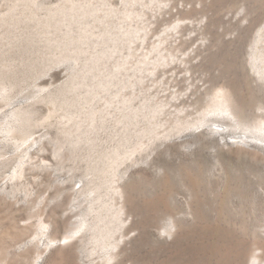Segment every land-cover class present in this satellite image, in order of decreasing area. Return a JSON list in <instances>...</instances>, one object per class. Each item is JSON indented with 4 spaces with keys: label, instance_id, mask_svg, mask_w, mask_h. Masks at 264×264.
I'll return each mask as SVG.
<instances>
[{
    "label": "rangeland",
    "instance_id": "1",
    "mask_svg": "<svg viewBox=\"0 0 264 264\" xmlns=\"http://www.w3.org/2000/svg\"><path fill=\"white\" fill-rule=\"evenodd\" d=\"M262 28L264 0H0V195L13 200L0 234L32 212L50 233L78 228L57 264H249L264 244V184L232 200L221 186H189L182 162L203 152L214 114L178 104L192 83L181 86L177 68L216 61L243 103H260L264 84L233 76L228 56L238 45L248 71L262 64ZM234 150L219 157L235 162L220 178L236 167L254 177ZM166 165L168 184L148 175Z\"/></svg>",
    "mask_w": 264,
    "mask_h": 264
},
{
    "label": "bare ground",
    "instance_id": "2",
    "mask_svg": "<svg viewBox=\"0 0 264 264\" xmlns=\"http://www.w3.org/2000/svg\"><path fill=\"white\" fill-rule=\"evenodd\" d=\"M180 1L193 3L199 0H173V2ZM263 31L264 29L262 28L258 33ZM180 42L182 41H179V43ZM228 45L229 47L231 46L230 44ZM186 47H188V44H186ZM235 51L236 54L234 56H228V60L230 64H232L233 76L248 83L257 81L264 84V61L262 64L257 65L249 60L248 63L250 66V71H248L246 68L245 58L242 55H239L240 46H235ZM218 59L219 58H217V60ZM226 60L227 59L224 61ZM209 62L208 65L194 64L193 62H190L189 69L186 70L180 66L177 68V72L180 77L179 84L184 86L186 82L188 83L190 81L192 83L191 90L185 91L184 96L178 104L186 107L187 114L189 115L192 114V109L196 111L206 109L207 111H211L214 114L211 123H204L201 125V138L203 140L201 146L203 152L200 153L198 158L195 160H191V158L187 161L184 160L182 162V168H187V182L193 189L197 188L200 184L205 185L206 187L208 185L213 188L221 186V188L224 189L223 193L225 194L226 198L231 199L232 194L237 195V197L242 194H239V189L243 187V190H245L246 187L243 185L247 186V188L250 186V188H253L257 185L264 184V121H262L264 120V97L262 100L259 99L261 101H259L260 103H255L252 101L243 103L230 83L226 80L224 81V73L222 74L220 72L218 63L216 61ZM210 101L213 103L212 109H209V107H211L209 105ZM253 125L256 126L251 129L250 127ZM1 129L3 128L1 127ZM210 135L216 136L219 139V142L215 139H208L207 136ZM210 148L215 149V154L209 151ZM224 148H228V150H230V148H235L233 154L235 158L242 163V165H235L243 166L245 172L250 173L254 177H248L245 175L242 168L235 166L237 169H239L240 173L235 175L230 174L222 180L220 177L223 167H226L227 164L234 165L233 163H235L234 161L220 160L219 157H221V155L224 153ZM191 161H193V166H195V168L193 167L194 170L191 169V165L187 164V162ZM146 169L147 168H145V170ZM145 170L143 173L147 172V170ZM174 171L175 168L171 165H166L163 170L153 166L151 167V171L148 173V175L151 177L156 175L157 177L161 176L163 172L161 181L168 184L170 179L169 175ZM208 173L210 174V178L208 177L207 184H203L206 183L205 178L208 176ZM132 174L130 176H133ZM220 179L222 181H220ZM149 182L155 183L156 179L152 178L149 180ZM240 190H242V188ZM251 192L252 190L249 193ZM116 196L119 200V203L123 204L122 192L120 189L116 190ZM252 197H254V195ZM197 202H199L198 194L196 197L193 196V200L191 202L192 205L190 206L191 212L192 210L193 212H196L198 209L197 206V209L196 207H193L195 204H197ZM12 204V199H8L7 197L0 195V212L8 209L10 206H12ZM165 206L166 210H168V213L171 215L179 210V208L169 209L167 203ZM176 207L181 208V204L178 203ZM235 210L238 211L239 208H235ZM120 213L124 214L122 209L120 210ZM34 215L35 214L30 212L23 219H19L17 217L16 219H19L20 222L18 221L15 227L9 228L8 231L4 230L3 234H0V264H3L5 261L10 262V260L11 263L14 261L15 264H57L59 263V260H64L65 255H68L71 252L73 253V249L75 248V244L73 242L77 238L78 234L77 226L64 232L62 235L53 234L52 232L50 233V230H48V228L44 225L43 218H35L36 216ZM49 217H51V214H49ZM33 219H36V221H33ZM1 224L2 223L0 222V226ZM52 224H54V222ZM176 225L177 223H174V221L170 219L161 227L160 236L164 235L166 236V239L171 238V236L175 234L177 228ZM55 228L57 229L56 224H54L52 230ZM131 229L132 227L129 228V230ZM254 239L255 238H253V240ZM259 242L260 241H258V243ZM66 248L68 250L64 251L63 249ZM52 249H58V251H53L48 257H46L47 253ZM244 254L245 253L243 251V255ZM102 258V264H113L119 257L116 255L111 257L103 256ZM121 262L123 263L122 259ZM249 264H264V244L259 246V249L250 259Z\"/></svg>",
    "mask_w": 264,
    "mask_h": 264
}]
</instances>
